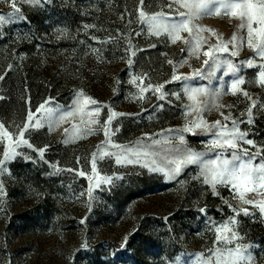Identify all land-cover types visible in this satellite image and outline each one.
Listing matches in <instances>:
<instances>
[{"label":"rangeland","instance_id":"rangeland-1","mask_svg":"<svg viewBox=\"0 0 264 264\" xmlns=\"http://www.w3.org/2000/svg\"><path fill=\"white\" fill-rule=\"evenodd\" d=\"M181 2L144 0L143 11L148 16L171 14L179 20V13L188 12ZM17 6L20 13H15L10 0H0V14L26 17V22L0 26V160L4 150L19 140L29 110L35 112L46 104L58 120L67 111L75 112L73 101L80 93L97 104L51 127L45 124L25 132L24 138L36 149L47 146L43 160L22 145L16 148L21 155L5 161L6 170L0 173L4 192L0 194V264H195L197 256L210 257V250L237 245L248 246L250 264H264V213L244 204L229 186L217 185L218 195H214L198 165L183 166L170 179L165 172L141 165H117L114 157L100 160L97 151L101 147L117 151L105 144V122L112 111L118 115L110 125L111 140L122 147L138 143L150 147L157 153V167L171 166L164 157L179 142L162 140L153 145L145 134L161 139L157 134L162 131L167 136L166 130L193 127L195 135L183 133L184 147L211 159L224 151L211 145L216 121L231 128V120H236L240 131H247V139L259 147L257 161L264 159V85L255 66L264 60L247 46V30L240 27L239 14L232 16L219 2L210 4V9L220 8V14L194 19L191 32H181L172 43L167 33L155 35L142 23L140 0H42L38 4L17 0ZM233 35L235 46L228 43ZM225 43L229 52L215 55L231 61L239 69L236 75L245 80L235 94L230 86L235 76L226 64L204 79L193 75L197 70L207 74L203 52ZM232 51L236 56L230 55ZM249 58L254 59L251 68L244 63ZM174 74L181 79L173 81ZM185 83L205 91L189 99ZM159 86L161 91L156 92ZM253 101L256 107L249 124L247 110ZM230 113L231 119L225 121ZM197 123L201 126L194 127ZM5 131L11 142L3 136ZM241 147L250 154L257 151L247 144ZM93 153L99 174L113 177V183L94 188L90 198V180L77 172L92 175ZM24 156L31 159L26 161ZM52 165L60 171L50 175ZM245 199L264 200V189L259 195L245 193ZM201 208L206 212L201 213ZM241 208L250 214L235 216L233 209ZM231 217L237 221L230 227L238 238L231 244H217L216 227ZM226 235L231 238L232 233Z\"/></svg>","mask_w":264,"mask_h":264},{"label":"snow or ice","instance_id":"snow-or-ice-1","mask_svg":"<svg viewBox=\"0 0 264 264\" xmlns=\"http://www.w3.org/2000/svg\"><path fill=\"white\" fill-rule=\"evenodd\" d=\"M9 2V0H6ZM11 6L14 9L15 13H20V8L17 6V0H10ZM27 3H41L42 0H25ZM50 2V0H48ZM143 2L144 0H140V11L139 15L141 17V21L144 24L148 25L149 31L155 35H160L161 33H167L169 37L172 39V43H175L178 39H180L181 32H191L189 25L192 23L194 19H198L203 15H219L220 8L210 9L209 5L214 3H221L222 7L226 10L230 11L232 16H236L239 14V19L242 21L240 27L243 29L246 27L247 30V46L255 53V56L260 60H264V0H175V2H181V7L187 8V14L181 12L179 13L180 19L177 20L171 16V14L158 13L151 16H148L143 11ZM169 8H172V4L168 5ZM244 21L247 23L245 24ZM17 22H26V17L22 14L20 15H9L5 17L0 14V26L4 24H15ZM91 27L89 25H85V28ZM200 31H211L210 29H197V32ZM140 33L137 32L136 35ZM237 41V36L233 35L232 40L228 43H232L235 46V42ZM241 42H244V38H241ZM228 43L223 45H217L215 49L209 48L207 51L203 52V55L207 57L204 60V65L209 67V72L207 74H203L202 70H197L193 75H199L201 79L205 78V75L211 76L215 73V71L221 67L222 63L227 65V69L229 72L233 73L235 78L231 81V90L232 93L235 94L240 86L245 83V80L236 75L239 72V69L236 68L231 61H221L219 56H216L215 53H227L229 52ZM154 47V46H153ZM196 50H199V40L196 41L195 44ZM135 55V53H133ZM231 56H236V52L232 51L230 53ZM212 61L211 65H209V61ZM133 61L131 59L128 60V64L131 65ZM168 63H172L169 61ZM244 63L247 64L249 68L254 66V59L249 58ZM259 67L260 71L258 73L259 83L264 85V63L259 65H255ZM3 77L0 76V79ZM181 77L177 75H173L172 80L177 81L180 80ZM185 81L191 79V77H184ZM161 87H156L155 91L160 92ZM184 90L188 93L189 99H193L196 94L203 93L205 90L203 88L194 87L187 83L184 84ZM179 99V95L174 93ZM219 95V93H216ZM243 95L251 99L248 92H243ZM3 97H0L2 99ZM165 94L160 95V99H164ZM76 106L75 112L67 111L59 116L58 120L54 119L53 112L54 109L51 107H46V104H41L35 112L29 110L26 123L23 126V129L19 132V140L15 142L13 146L8 149H5L3 152L4 159L0 160V173L6 170L5 161H12L18 155H21L16 151V148L26 145L29 148H32L39 155L41 160L44 159L45 148L36 149L34 145H32L29 139H25V132L31 129H40L47 124L49 127L53 126L55 123L59 121H63L66 116L70 117L75 115L76 112L83 113L85 106L92 104H97V101L91 99L90 97H86L83 93L78 94L73 101ZM163 107V105H160ZM256 107V102L253 101L251 106H249L247 110L249 124L253 123L252 120V109ZM55 111H61L60 109H56ZM99 111L98 109L96 110ZM91 114V113H89ZM118 114L110 111L107 121L105 122V144H111L112 148L117 149L115 152H109L105 148H98V152L100 153L99 159L103 160L105 156L114 157L115 163L117 165H141L143 167L149 168L152 172H165L168 177L174 178L181 173L182 167L187 165H198L200 174L204 177V183L211 185L212 192L214 195H218L216 191L217 185H225L229 186V191H232L234 195L238 196V198L247 205L254 206L259 209L261 213H264V200H248L245 199V193L255 192L258 195L261 192V189H264V159L257 161V156L261 155V151L259 147L255 144L253 139H247L248 132L240 131L238 123L236 120H231L232 127L229 128L227 124L221 126L220 121H216L213 127L217 128V131L214 135V138L211 140V145L215 148L223 149L224 151H220L216 153V155L211 159H205V154L193 151L184 147L186 145V138L183 133H192L195 135L193 127L185 126L180 130H166L167 136L164 135V131L157 134L161 137V139H153L149 134H145L146 139H150L153 145H160L162 140L166 142H171L172 140H178L177 145H173L170 149L172 154L165 156L164 159L167 160V163L171 165L170 167H157L155 166L157 161L154 158L157 153L153 152L152 149L145 145H139L136 147H122L120 144L115 143L111 140L112 132L110 129V125L112 120ZM231 119V113L228 116L224 117L225 121ZM95 123L96 121H91ZM243 121H241L242 123ZM201 124L197 123L194 127H200ZM0 129H3V125L0 124ZM116 131H119V127H117ZM206 131H211V128H206ZM87 134V133H84ZM3 136L7 137L11 142L12 137L8 132H3ZM65 143H68L65 140ZM207 144L208 141H205ZM241 144H247L252 148H257L255 153L250 154L249 150L246 148H242ZM231 149L230 155H225L227 150ZM143 158V159H142ZM149 158H151L149 160ZM26 161L31 158L28 156H24ZM97 155L93 153V159L91 161V176L83 170H79L77 175L80 177L86 178L90 180V184L88 187V195L92 198V192L95 189H100L101 184L111 185L113 183V177L111 176H101L97 169L96 163ZM47 162V161H46ZM79 162V161H78ZM50 163L51 162H47ZM54 171L49 173L50 175L56 174L60 171V169L56 165H52ZM68 171H74L73 169H68ZM0 194H4L3 192V184L0 183ZM91 210V209H89ZM201 213L206 212V209L201 208L199 210ZM235 216H238L241 212L244 215H249L250 213L246 208H241L238 211L233 209ZM84 221L82 220L81 223ZM235 217L229 218L226 223H222L216 227V243L219 244L223 242L225 245L231 244L234 240L238 238L237 233L233 231V228L230 227L236 224ZM231 232V238H229L226 233ZM126 243V241H125ZM83 247H87V245H83ZM246 245H237L235 249L231 248H216L214 250H210L212 255L208 258L202 259L200 256L196 257L195 264H250L252 260L251 252H247ZM115 255V253H113Z\"/></svg>","mask_w":264,"mask_h":264}]
</instances>
